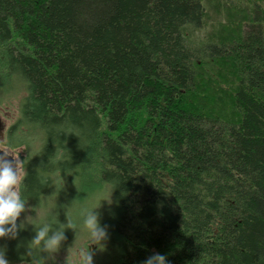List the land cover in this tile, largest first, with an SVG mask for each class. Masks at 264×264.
Segmentation results:
<instances>
[{
	"label": "trees",
	"instance_id": "trees-1",
	"mask_svg": "<svg viewBox=\"0 0 264 264\" xmlns=\"http://www.w3.org/2000/svg\"><path fill=\"white\" fill-rule=\"evenodd\" d=\"M0 80L26 203L108 188L112 264H264V0H0Z\"/></svg>",
	"mask_w": 264,
	"mask_h": 264
},
{
	"label": "rangeland",
	"instance_id": "rangeland-1",
	"mask_svg": "<svg viewBox=\"0 0 264 264\" xmlns=\"http://www.w3.org/2000/svg\"><path fill=\"white\" fill-rule=\"evenodd\" d=\"M0 80V148L6 146L5 133L7 129L15 122L19 106L24 97L22 85L14 80L4 84ZM31 149V148H30ZM12 150V149H11ZM23 147L13 149L20 160L23 155ZM30 150L31 155L35 153ZM88 182H80L67 176L57 185L52 186L50 192L42 195L36 202H27L25 211L21 213L17 220V235L15 238L0 239V248H3L6 255L17 253L18 256H35L34 264H79L77 251L88 242V232L83 226L79 225L82 209H91L99 213L102 224L108 229L114 210V202L108 188L103 186H93ZM93 186V187H92ZM41 221L53 223L67 222L76 223L77 229L65 228L66 239L61 242L59 249L52 254L54 259L47 258V253L40 250L31 243L34 236L35 227L39 226ZM110 233L107 231L106 237L99 243H89L87 247L92 253L94 264H112L113 254L109 248L108 238ZM14 251V253H13ZM45 257V259H41ZM9 264H28L26 262L11 261Z\"/></svg>",
	"mask_w": 264,
	"mask_h": 264
},
{
	"label": "clouds",
	"instance_id": "clouds-1",
	"mask_svg": "<svg viewBox=\"0 0 264 264\" xmlns=\"http://www.w3.org/2000/svg\"><path fill=\"white\" fill-rule=\"evenodd\" d=\"M22 179V162L11 149L0 148V239H12L17 235V220L25 211L26 206V199L21 190ZM80 217L79 225L87 230L89 239L85 246L78 249V261L79 264H94L92 253L87 245L102 241L107 235V229L101 223L95 207L82 209ZM77 227L76 223L57 222L54 228L53 223L41 221L39 226L34 229L35 234L31 243L40 252L47 253V258L54 259L52 254L66 239L65 228L76 230ZM41 259H45V257H41ZM0 264H9L3 248H0ZM142 264H170V262L163 253L153 252L142 261Z\"/></svg>",
	"mask_w": 264,
	"mask_h": 264
},
{
	"label": "flooded vegetation",
	"instance_id": "flooded-vegetation-1",
	"mask_svg": "<svg viewBox=\"0 0 264 264\" xmlns=\"http://www.w3.org/2000/svg\"><path fill=\"white\" fill-rule=\"evenodd\" d=\"M14 253V251H13ZM6 255V254H5ZM6 257L10 258L11 261H17V262H26L28 264H34L35 256L33 255H24V256H18L17 253L10 255H6Z\"/></svg>",
	"mask_w": 264,
	"mask_h": 264
}]
</instances>
